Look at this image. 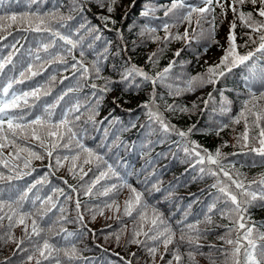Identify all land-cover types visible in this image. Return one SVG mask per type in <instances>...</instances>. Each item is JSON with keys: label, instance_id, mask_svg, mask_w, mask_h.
Listing matches in <instances>:
<instances>
[{"label": "trees", "instance_id": "trees-1", "mask_svg": "<svg viewBox=\"0 0 264 264\" xmlns=\"http://www.w3.org/2000/svg\"><path fill=\"white\" fill-rule=\"evenodd\" d=\"M228 1L231 2V0ZM22 2L23 0H21ZM186 2L195 4L198 0H186ZM10 3L15 7L17 0H10ZM132 3L133 0H120V4L113 14V18L117 21L115 25L111 23L105 25L97 18L99 15H107V13L106 11L101 12L95 0H87L83 11L72 12L73 19L63 22L66 24L65 27L61 28L58 23L54 22V26L61 33L66 35L75 33L72 35V39L78 43L72 55H75L79 60L81 59L80 51L83 50L85 53L83 62L87 67H91L92 61L96 59L97 55L103 53L106 47L109 49L106 54L107 59H102L101 77L113 81L110 85L112 91L107 94L99 93L98 90L104 86L105 79H96L93 74L92 78L85 81L79 72L74 73L71 68L74 61L71 55L63 52V47L67 46H63V41L60 40L56 41L57 47L50 51L64 54L67 64L48 65L45 63L40 75L25 80L23 84H16L14 88L30 91L37 84L42 85L40 98L35 101L40 111L46 104H53L60 96H63V100L55 109L54 119H57L62 111L79 105L80 111L75 115H79L80 120L73 125L74 131L82 133L83 143L102 155L104 161L113 165L120 177L126 179L137 192L141 193V205L146 204L147 207H138L133 211L131 217L124 215L125 201L132 195L128 188H119L104 195L106 188L112 184L120 183L117 177L112 176L111 173L100 178L93 186V182L101 176V173L107 172V164L94 158H91L89 163H84V160L88 159L87 154L76 148L73 142L70 148H57L52 158L45 155L43 160H33L30 169H23L22 161L17 162L21 165L20 170L30 171L31 174L11 181V185L27 188L29 185L36 184L32 192L28 194L29 198L24 203V210L31 212L38 224L45 229L40 237L31 236L30 239L33 242L39 240L41 244L43 239H49L61 249L75 247L78 258L71 261L64 257L63 251L54 254L59 256L63 264H125L129 260L132 261V264H169V261L176 264L172 253L177 250V247H179V254L182 256L181 264H190L187 252L192 249L187 243L179 242L180 232L178 229L184 227L187 232L186 226L192 224L202 232V238L199 241L202 247L195 255V264H213V262L214 264H232L231 253L235 244L228 245L225 243V239L235 241L238 233L240 236L243 235L244 229H238V225L235 223L238 217L235 214H230L233 217L232 222L221 216V210L231 208L232 205L230 201H227V197L223 196L213 185L218 181L224 184L222 178L224 172H228L233 179L241 180L246 185L252 181L264 179L262 158L250 151L251 147H259V144L251 143V140L259 138L260 129L251 125L250 121L249 147H243V141L238 143L236 137L244 132V122L231 123V120L241 110L242 99L246 98V70L234 69L233 73L221 78L215 86L210 84L197 86L192 92L175 94L186 86L185 82L188 77L206 72L208 65L198 66L195 59L196 52L202 51L204 41L198 38L191 39L193 33L189 29L190 42L183 39L170 40L165 47L162 39L165 35L163 24L165 22L176 23L174 19L164 16V10L170 6V0H135V7L129 8ZM60 4H63L60 12L68 16L69 0H45L42 11L53 10ZM146 5L153 8L154 12L147 17H142L140 12ZM126 9H128V14L125 17ZM23 10V8L17 9V11ZM243 10L250 11L252 6L245 5ZM220 11L221 9L217 7L216 35L221 31L220 26L223 24L221 23L223 18L219 15ZM236 23L238 25L235 30L238 36L237 42L243 44L247 40L244 33L248 29L240 26L238 19ZM82 24L85 27L82 28ZM19 27V25H13L6 32L0 33L5 37V39H0V57H6L12 52L11 45L13 44L20 50L13 56V62L17 65L15 71H11L12 65H7L4 70L7 75L17 77L28 63H33L35 68L36 65L48 58L47 53L41 50L39 55L42 60L34 59L38 41L48 42L50 39L48 33L18 30ZM186 27H188L187 23H177L175 27L169 29V32L173 35L177 33L182 35ZM192 27H196L195 17H193ZM204 27L207 28L208 25L205 24ZM148 28H155L156 32L149 34L146 31ZM118 31L123 35V42L118 36ZM97 36L99 39H96ZM153 37L161 39L154 42ZM214 46L215 44L212 45V47ZM255 47L256 44L249 43V47L240 48L239 51L245 53ZM160 48H164V51L159 52ZM28 49H31L32 56L28 55ZM178 49H182L181 55L175 57L174 53ZM153 52H158L156 58L158 62L155 66L146 63L148 56ZM254 59L257 68L264 67V56L257 53ZM173 60L176 61V64L168 74L166 81L156 85L153 111L158 110L170 125H175L180 130L187 131L188 128L194 126L188 140L200 146L198 150L201 155H205V153L215 155L219 148L221 156L218 159L219 164L223 166V171L218 165L209 164L207 160L203 164L198 163L199 157L184 152V140L172 132H164L159 124L149 120L146 114L148 109L141 105L151 99L153 86L150 81L144 82L140 77L130 78L128 82L120 80V72L124 70L125 61H130V64H135L155 76ZM21 62L23 63L21 64ZM114 68L117 70L113 71ZM6 79L7 77L4 82ZM92 83L97 85L96 89L91 87ZM129 83H140L141 87L139 89L128 88ZM44 91L49 94L44 95ZM170 92L174 94L170 95ZM195 93L197 94L189 99ZM209 93H212L211 99H209ZM100 95H103V100L97 107L95 101ZM114 99L117 101L115 104L113 103ZM29 100L31 102L32 98L29 97ZM193 101L197 105L195 109L192 108ZM205 101H208L207 105H205ZM167 105L187 107L190 111L187 113L167 111ZM225 107L230 111H222V108ZM93 109L96 110V114H93ZM90 115H93V120H89ZM222 123L229 124V127L225 128L218 136L215 129ZM133 125L135 126L133 127ZM262 127H264V123H262ZM31 142H33L32 145L38 146L39 150L36 151H44L39 148L38 142L21 141L24 145ZM66 142L67 136L61 143ZM102 144L108 147H100ZM225 144L227 146L222 147ZM9 151L12 149H4L5 159L8 158ZM78 152L79 159L75 162L77 168L73 175L69 173L68 167L72 164L71 156ZM56 156L61 157L62 167H56ZM64 156H68L69 159L64 160ZM201 168L204 169V172L200 171ZM210 169L217 172L218 175H211ZM0 172L5 175L9 174L8 169L2 166H0ZM43 177H46L43 183H36ZM226 181L227 185H231L227 177ZM0 187L7 189L9 185L0 183ZM88 187H92V193L85 195ZM230 190L238 194L234 185H231ZM251 190L259 193L264 191V185L251 183ZM49 197L51 198L50 202ZM241 199L247 198L241 197ZM32 200H36V203L33 204ZM77 200L81 204L79 211L84 216L83 222L77 221ZM213 204L215 208L212 213H209L208 209ZM107 205H112V207ZM117 206H119V212L116 211ZM154 211L161 214L162 218L172 226L176 231V236L174 243L169 245L167 253L162 244L158 245L153 261L147 248L157 245H154L147 237L143 235L136 237L142 242L140 245L128 243L126 239H120L117 242L116 237L119 235L117 232L118 223L123 220L127 222L140 220L139 212H144L146 215L147 221L143 222V231H148L153 227L151 219L154 217ZM112 213L113 216L110 217ZM243 215L245 219L242 222L246 228L254 229L252 239L259 249L264 246V240L259 239L260 234L264 233V208L251 206ZM41 216H43V220L40 219ZM206 216L211 217L210 222ZM181 221L183 224H178ZM27 223L30 232L31 220L29 219ZM7 225L8 221L5 219L0 225V233L7 228ZM160 227L162 229L163 225ZM229 230L231 231L229 232ZM151 234L149 233V235ZM13 235L17 241H23L20 246L22 248H17L14 243L10 250L6 251L4 245L9 244L0 241V264H5L9 259L11 264H36V259L39 258L38 254L32 261L27 260V256L33 253L34 248L29 238L25 236L23 226L15 227ZM222 236L225 239L219 238ZM241 243L244 247L241 248L239 259L243 264L247 241L241 240ZM209 246L214 247L210 248ZM131 253H136V257L133 258ZM224 253L228 255L225 256ZM161 255L164 256L163 260L160 259ZM42 264H49V261H43Z\"/></svg>", "mask_w": 264, "mask_h": 264}, {"label": "snow or ice", "instance_id": "snow-or-ice-1", "mask_svg": "<svg viewBox=\"0 0 264 264\" xmlns=\"http://www.w3.org/2000/svg\"><path fill=\"white\" fill-rule=\"evenodd\" d=\"M45 3V0H17L15 7L10 3V0H0V33L6 32L8 29L12 28L13 25H19L18 30L31 31L34 33H48L50 39L48 42L38 41V47L36 49V55L34 59L36 61H41L42 57L39 55V52L43 50L47 53V59L39 65H36L34 68L33 63H28L26 68H23L19 72V76L7 75L5 73V68L7 65H12L11 71H15L17 65L13 62V56L18 53L20 50L16 48L15 44L11 45L13 51L10 52L6 57H0V166L8 169V175L0 172V183L8 184L7 189L0 187V225L6 219L8 221L7 228L0 233V241L4 243H15L17 248H20L23 241H16L13 235V229L18 226H23V231L25 236L29 238L30 242L33 244L34 251L31 255L27 256V260L32 261L38 254L36 259V264H42L43 261H49V264H63L58 254L63 251V255L69 261L78 258V252L75 247L71 249H61L57 244L50 242L49 239H43V242L39 240L31 241V236L40 237L41 233L45 231L41 227L34 215L24 210V203L28 200V194L32 192L33 188L36 187V184L29 185L27 188H20L18 186L11 185V181L19 180L25 175H30V171L25 172L20 170L21 165L17 163L22 161L23 169H30L31 163L33 160H43L44 156L52 158L53 153L57 148H70V146L75 143L76 148L81 152L86 153L88 159L84 160V163H89L91 158H94L98 161H104V157L94 150L90 149L83 143L82 133L74 131L73 125L76 121L80 120L79 115L75 113L80 111V106L75 105L70 107L59 114L57 119H54L56 116L55 109L63 96H60L55 103L46 104L43 107V110L40 111L35 101L39 100L40 94L42 91V85L37 84L30 91H22L14 88L16 84H23L25 80L31 79L32 77L38 76L41 74V71L44 68V64H67V59L65 55L59 52L50 51V49H55L57 47L56 41H63V52L71 55L74 63L71 64V68L75 72H79L81 77L88 81L92 78L93 74L96 79H105V84L103 87L99 88V93L107 94L113 89L110 85L113 81L101 77L102 71V59H107V53L109 49L106 47L104 52L100 55H97L96 59L92 61L91 67L85 66L83 58L85 53L83 50L80 51L81 59L77 60L75 55H72L74 49L77 48V41L72 39V35L63 34L56 29L54 22L59 24V27H65L66 24L63 23L67 20L73 19L71 16L72 12L83 11L85 3L87 0H69L68 12L69 15L65 16L60 12V8L63 7V4L58 5L53 10L42 11V5ZM97 7L101 12L107 13V15H99L97 18L101 20L105 25L111 23L115 25L117 21L113 18V14L116 10V7L120 4V0H95ZM227 4V7H226ZM250 4L252 10L244 11V6ZM135 7V0L129 6V8ZM220 8L221 16L226 17L227 11L230 9L233 14V19L229 21V29L225 37L224 44H221L216 37V28H217V15L216 8ZM23 8V11H17V9ZM154 12V9L148 7L140 12V16L147 17ZM128 14V9L125 10L124 16ZM164 16L174 19L176 23L169 24L165 22L163 24V30L165 35L163 36V42L165 47L170 40H185L190 42L189 29L193 33L191 39H200L203 40L202 51H197L195 54V59L197 62L208 53L209 48L212 45H219L223 51V55L219 57L217 62L209 64L207 60H204V64L208 65L206 72L204 74L198 73L195 76H190L187 78L185 84L186 86L182 89H179L175 94L180 92H192L197 86L204 85H213L215 86L221 78H225L227 74L233 73L234 69H243L246 70L245 83L246 88V98L242 99L241 110L239 114L231 120L232 124H239L241 121L244 122V132L241 135L236 137L237 142L243 141V147H249V128L250 121L251 125H254L256 128L260 129L258 144L259 147H251L250 151L259 155L262 160L261 164L264 165V67L257 68L256 57L257 53H260L261 56H264V0H231L228 3V0H198L197 3L191 4L187 3L186 0H170V6L164 10ZM193 17H195L196 27L193 25ZM237 19L240 22V26L245 29H248L244 35L247 37V40L243 44H238V36L236 34V28L238 27L236 21ZM177 23H187L188 27L185 28L183 34H171L169 29L175 27ZM223 23V21H221ZM207 24L208 27L205 28L204 25ZM85 27V25H81ZM199 29V31H197ZM146 31L151 34L156 32L155 28H148ZM11 34L10 32L8 33ZM118 36L123 42V35L119 33ZM0 39H5L3 35H0ZM99 39V36L96 37ZM160 37H153L154 42L160 40ZM257 41L259 42L257 44ZM249 43L256 44L255 48L248 50L245 53L239 51L240 48L249 47ZM226 44V47H225ZM23 47V46H21ZM91 47V46H90ZM28 55L32 56L31 49H28ZM164 48H160L159 52H163ZM182 49H178L175 53V57H180ZM119 55V52H117ZM158 52L151 53L146 63H151L153 66L158 62L157 61ZM23 62H21L22 64ZM130 61L124 62V70L120 72L121 82H128L130 78L140 77L144 82H151L153 86V91L151 94V99L149 102L144 103L141 107L148 109L147 116L150 121H153L159 124L160 128L168 133L172 132L175 135L179 136L182 140L185 141L184 152L188 155L195 154L198 159V163L203 164L205 160L209 164H216L223 171V166L219 164V157L221 156L220 149L216 150L215 155L211 153H205L201 155L199 145L188 140L190 133L193 131V127L188 128L187 131L180 130L175 127V125H170L162 114L157 110L153 111L155 106V88L157 83L163 84L168 74L171 72L172 68L175 66L176 61H171L167 67L162 71L157 72L155 76L150 75L143 68L138 67L135 64H130ZM117 69H113L116 71ZM5 77H7L6 82ZM55 79V77H52ZM93 89L97 88L95 83L91 84ZM139 89L141 87L140 83H129L128 88ZM44 95H48L47 91L43 92ZM174 94V93H169ZM209 99L212 98V93L208 94ZM29 97L32 98L31 102ZM103 100V95L97 97L95 103L98 107ZM116 99L113 100L115 104ZM207 105L208 101L204 102ZM197 107L196 102L193 101L192 108ZM167 111L176 112L180 111L187 113L190 111L187 107H180L176 105H167ZM222 111L228 112L230 109L222 108ZM93 114H96V110L93 109ZM89 120H93V115L89 116ZM135 125H133L134 127ZM229 127V124L222 123L217 129H215L216 135L219 136L225 128ZM83 131V130H82ZM67 136V142L61 143L65 140ZM255 139V138H253ZM32 140L38 142V145L43 152H38L33 150L30 147L22 144L21 141ZM190 145V146H189ZM223 146H227L222 145ZM100 147H108L107 145H100ZM11 148L12 151L7 153V159L4 158V149ZM25 154L22 156L21 154ZM56 167H62L61 157L56 156ZM64 160H68V156L63 157ZM79 159V152L71 156L72 164L70 165L68 171L70 174L75 175V170L77 168L76 160ZM107 164V161H104ZM201 172H204V169L201 168ZM210 174L217 176L218 173L209 170ZM111 173L112 176L117 177L120 181L119 184H112L109 188L105 189L104 195H107L113 190H118L119 188H128L129 192L132 194L128 200L125 201L124 206V215L131 217L133 211L138 207L142 206L144 208L147 205H141V193L137 192L126 179L120 177L116 169L111 164H107V172H102L101 176L93 182L99 181L100 178H103ZM225 177L231 182V185H234L238 190V194L233 193L230 190L231 185L222 184L219 182L214 184L213 187L218 188V191L225 197L227 201L231 202L232 207L227 208L226 210H221V216L228 218L230 222L233 221V217L230 214H235L238 219L235 220V223L238 225V229H244L243 235L240 236L238 233L237 239L233 241L232 239H225L224 236L219 237L220 239H225V243L228 245L235 244V248L231 253L232 264H241L239 259L241 248L244 245L241 243V240L247 241V247L244 250V261L243 264H264V246L259 247L252 239L254 229L252 227H247L242 222L244 221V213L248 210V207L256 206L264 208V191L259 193L253 192L251 190V183H259L264 185V179L259 181H252L246 185L243 181L233 179V177L228 173H223ZM46 177L41 178L36 183H43ZM67 183V181H65ZM15 189V191H13ZM75 190V189H74ZM158 190V189H157ZM92 193V187H88L85 191V195H90ZM134 197V200H133ZM241 197H246L247 199H241ZM39 199V197H37ZM49 202L51 198H48ZM225 201V203H227ZM260 201L262 203L255 204L254 202ZM32 203L35 204L36 200H32ZM43 203V201H42ZM114 203V202H113ZM112 207V205H107ZM55 207V205H53ZM81 204L79 200L76 201L77 209V221L83 222L84 216L80 213ZM215 208V205L209 207L208 212L212 213ZM63 211V210H62ZM116 211L119 212V206L116 207ZM101 214H103L101 212ZM94 218V217H93ZM31 220V231L29 232L28 220ZM43 220V216L40 217ZM139 219L142 221L140 224V230L133 233L132 238L128 243L140 245L142 242L136 237L143 235L153 242L157 246H148L147 251L150 257L155 259L157 253V247L159 244H162L165 252L167 253L169 245L174 243V238L176 236V231L173 230L172 226L168 224L162 218L161 214L155 213L154 217L151 219V224L153 227L149 228L148 231H143V222L147 221L146 215L144 212H139ZM206 219L210 222L211 217L206 216ZM199 223V222H198ZM178 224H183V222H178ZM161 225L163 228L161 229ZM86 227V225H85ZM187 232H185L184 227H180L178 230L180 232L179 242L181 244L187 243L190 246V249L187 252V256L190 264H195V255L199 252L200 247L199 243L202 238V232L197 228L196 225L188 224ZM51 229L49 228V231ZM231 230H229L230 232ZM149 233H152L149 235ZM228 235V233H226ZM117 242L120 240V235L116 237ZM259 239L264 240V233L260 234ZM214 247V246H209ZM26 251V250H25ZM227 256V253H224ZM133 258L136 257V253H131ZM173 260L176 261V264H181L182 256L179 254V247L172 253ZM160 259L163 260L164 256L161 255ZM5 264H11V260L5 262ZM125 264H132V261H126ZM169 264H172L169 261ZM214 264V262H213Z\"/></svg>", "mask_w": 264, "mask_h": 264}, {"label": "rangeland", "instance_id": "rangeland-1", "mask_svg": "<svg viewBox=\"0 0 264 264\" xmlns=\"http://www.w3.org/2000/svg\"><path fill=\"white\" fill-rule=\"evenodd\" d=\"M228 3H230V2L228 1ZM226 7H227V4H226ZM222 18H223V24L220 26L221 31L216 35L215 38L217 40H219L221 42V44H224L225 37H226V34L228 32V29H229V21H231L233 19V14H232L231 10L229 9L227 11V16L226 17L222 16ZM222 55H223V51L221 50L220 46L219 45H215L214 47L209 48L208 53L201 58V60L198 62L197 65L198 66L199 65H206V64H204V60H207L209 64H212L214 62H217L219 57L222 56ZM199 93H200V91H199ZM196 94L197 93L191 95L189 97V99H192ZM255 142H256V145H258V139L257 140H255V139L251 140V143H255ZM32 143L33 142L25 143V145L27 147L32 148L35 151L39 150V149H37L38 146L37 145H32ZM21 155H25V154L22 153ZM68 169H69V167H68ZM222 178H223L224 184H228L224 174H223ZM112 216H113V213L110 214V217H112ZM105 221H107V220H105ZM118 224H119V227H118L117 232L119 233V235L121 234L120 239H126L127 241H129L132 238L133 233L135 231L140 230L141 220H136V221L134 220L132 222H127V221L123 220L122 222H120ZM14 237H15V235H14ZM15 240H16V237H15ZM8 244L9 245H4V249L6 251L10 250V248L13 246L14 243H8ZM20 248H22V247H20ZM4 249H3V252H4Z\"/></svg>", "mask_w": 264, "mask_h": 264}]
</instances>
